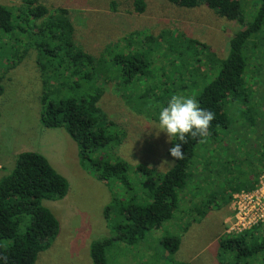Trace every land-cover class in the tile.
Instances as JSON below:
<instances>
[{"label": "trees", "instance_id": "1", "mask_svg": "<svg viewBox=\"0 0 264 264\" xmlns=\"http://www.w3.org/2000/svg\"><path fill=\"white\" fill-rule=\"evenodd\" d=\"M163 1L178 9L203 5L219 18L236 22L240 30L228 41L227 56L223 60L205 44L169 34L174 40V66L180 68L174 71V94L189 91L184 80L207 81L211 76L195 98L215 118L207 136L196 139L189 136L187 144L177 137L171 138L169 149L181 143L184 158L176 160L168 150L172 166L163 175L151 167L136 165L134 169L141 178L137 182L129 177V165L125 161L99 158L104 149L118 147L125 136L123 130L114 131L115 124L100 108L102 89L95 79L96 76L104 78L99 81L104 84L118 78L119 71L113 67L118 64L117 56L111 60L107 55L108 61L104 63L102 54L96 58L80 49L75 44V30L67 10L49 12L40 0H23V5L16 10L0 5V34L9 36L15 47L14 50L10 45L7 53L4 51L8 59L21 61L34 50L45 82L56 84L52 86H56L58 96L43 97L40 125L46 129H64L77 144L80 164L90 167L97 181L119 186L122 192L117 203L118 221L111 227V235L90 245L92 264L109 263L107 250L114 241L131 252H139L144 238L173 217L183 213L191 223L199 221L212 208L228 207L232 194L252 190L264 173V84L252 82L251 86L250 74L246 75L256 52L264 48V40L259 36L264 27V0H260L261 6L252 21H245L240 0ZM133 2L135 11L142 13L143 0ZM165 37H148L144 42L149 43L151 39L163 42ZM145 62L138 55L125 68L131 67L127 71H132L131 74L141 72V68L148 67ZM202 66L207 74L199 73L200 77L196 78L195 69ZM115 71L116 76L111 75ZM81 79L94 82L97 87L93 86L90 94L78 98L61 96L63 91L77 88ZM160 94L170 96L168 91ZM137 97V102L142 101L140 95ZM154 105L157 106L155 114L159 115L161 109ZM155 114L153 119L157 118ZM67 190L66 180L42 155L21 152L16 156L12 171L0 179V264H5L2 259L5 256L6 264H35L38 255L50 248L59 225L42 206V201L61 200ZM182 206H188L187 210ZM105 214H109L108 210ZM257 229L219 241L220 253L229 255L227 264H253L264 255V234L256 236ZM161 244L166 253H162L163 260L159 263L177 264L173 263V256L179 249L180 238L169 236Z\"/></svg>", "mask_w": 264, "mask_h": 264}, {"label": "rangeland", "instance_id": "2", "mask_svg": "<svg viewBox=\"0 0 264 264\" xmlns=\"http://www.w3.org/2000/svg\"><path fill=\"white\" fill-rule=\"evenodd\" d=\"M133 1L40 0V3L49 12L67 10L75 30L74 41L80 49L96 58L102 54L104 63L108 61L107 55L111 60L114 55L117 56L118 66L113 67L119 72L111 75L116 74L118 78L112 77L113 82L104 84L99 83L104 78L96 76L95 79L102 89L100 108L115 124L116 130L115 127L112 129L123 130L125 136L118 147L110 151L104 149L99 158L125 161L129 165V177L137 182L141 178L134 169L136 165L151 167L159 175L172 166L167 154L171 139L167 133L159 131V115L154 111L157 108L154 104L161 109L167 103L164 101L174 95V71L180 69L174 66V40L169 38V34L205 44L223 60L227 56L228 41L240 30V26L219 18L203 5L178 9L163 0H143L145 8L142 13H137ZM240 2L245 21H252L261 6L260 0ZM0 5L16 10L23 5V0H0ZM0 35V75L3 76L0 83V179L12 171L19 153L42 155L66 180L68 190L61 200L42 201V206L58 221L59 232L50 248L38 255L35 264H92L90 245L111 235V227L118 221L117 203L122 198V192L119 186H107L97 181L90 167L80 164L77 144L64 129H46L40 125L43 97H57L56 86H52L56 84L45 82V76L39 72L34 50L27 51L21 61L8 59L4 51L7 53L14 42L9 40V36ZM159 35L166 36L163 42L153 41ZM259 36L264 40L263 26ZM148 37L154 39L145 43ZM18 50L22 51L19 47ZM138 55L148 67L131 74L132 71L127 72L131 67L125 68V65L131 64ZM12 62L15 64L12 65ZM252 64L246 73L250 74L251 86L254 85L252 82L263 85L264 48L256 52ZM195 72L196 78L207 74L204 66L196 67ZM177 78L180 80L179 75ZM211 78L208 77L207 81L201 78V81L184 80L189 91L180 94L195 97ZM176 83L178 85L180 81ZM93 86L97 87L94 82L81 79L77 88L67 89L61 96L78 98L90 94ZM160 91L164 94L168 91L170 96H161ZM137 95L141 96L142 101H136ZM153 113L157 118H152ZM182 208L185 211L188 206ZM106 210L109 213L107 216ZM229 216L230 205L212 208L199 221L191 223L181 213L147 235L139 252H131L114 241L107 250L108 264H160L162 253H166L161 241L174 235L180 238V245L173 256V263L227 264L229 255L220 253L218 243L232 236L225 233ZM257 230L255 235L263 236L264 225H259ZM146 258L151 260L145 262ZM262 259L264 255L253 264H261Z\"/></svg>", "mask_w": 264, "mask_h": 264}, {"label": "clouds", "instance_id": "3", "mask_svg": "<svg viewBox=\"0 0 264 264\" xmlns=\"http://www.w3.org/2000/svg\"><path fill=\"white\" fill-rule=\"evenodd\" d=\"M214 118L215 114L202 108L195 97L174 94L159 112V131L167 133L170 139L177 137L180 142L187 144L189 136L192 139L207 136ZM169 152L176 160L184 158L181 143L175 144ZM2 259L6 264L7 257Z\"/></svg>", "mask_w": 264, "mask_h": 264}, {"label": "built area", "instance_id": "4", "mask_svg": "<svg viewBox=\"0 0 264 264\" xmlns=\"http://www.w3.org/2000/svg\"><path fill=\"white\" fill-rule=\"evenodd\" d=\"M229 205L230 216L225 225L227 235H239L264 225V173L252 190L232 194Z\"/></svg>", "mask_w": 264, "mask_h": 264}]
</instances>
